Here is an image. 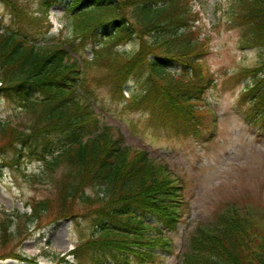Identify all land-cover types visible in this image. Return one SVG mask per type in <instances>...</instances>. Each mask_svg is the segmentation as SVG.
I'll use <instances>...</instances> for the list:
<instances>
[{
    "label": "trees",
    "instance_id": "trees-1",
    "mask_svg": "<svg viewBox=\"0 0 264 264\" xmlns=\"http://www.w3.org/2000/svg\"><path fill=\"white\" fill-rule=\"evenodd\" d=\"M27 1L0 0L10 15L7 24L0 22V95L24 116L15 125L0 118V159L12 167L40 161L32 184L46 183L49 192L29 212L0 211V259L35 262L9 245H19L32 227L83 217L95 234L69 251L71 264L154 262V249L166 246L165 230L178 221V188L165 165L122 145L101 124L81 74L91 60L108 65L122 83L143 71L140 90L125 107L148 111L159 128L196 135L202 97L213 83L203 63L208 45L197 32L198 13L190 0H68L72 35H103L106 50L95 47L83 63L67 40L39 41L50 28L53 0H36L33 9ZM233 2L239 47L264 48V0ZM134 39L136 49H114ZM241 74L252 78L238 101L244 120L264 128V59ZM89 187L94 191L87 193ZM147 216L159 226L146 222ZM260 237L242 214L226 213L191 238L184 256L198 264H264Z\"/></svg>",
    "mask_w": 264,
    "mask_h": 264
},
{
    "label": "rangeland",
    "instance_id": "rangeland-1",
    "mask_svg": "<svg viewBox=\"0 0 264 264\" xmlns=\"http://www.w3.org/2000/svg\"><path fill=\"white\" fill-rule=\"evenodd\" d=\"M27 2L31 9L36 7V0ZM67 4L68 0H53L50 28L39 41L67 40L68 48L69 43L76 47L73 54L86 63L96 53L95 47L106 50L100 46L103 35L75 38ZM190 5L198 13L197 32L207 40L203 63L213 77L212 86L202 97L201 126L196 135L159 128L148 111L125 107L126 101L139 92V83L145 79L143 71V76L139 73L122 83L120 76L111 77L108 65L91 60L81 74L101 124L110 127L123 145L146 151L155 166L165 165L166 174L181 186L179 219L174 229L164 232L166 248L154 249V262L132 260L130 264H198L184 256L191 238L214 227L216 218L226 213L247 217L258 236L264 237V128L250 126L238 105L241 92L252 81L241 73L264 59V48L239 47L240 28L232 19L233 0H190ZM9 18L0 2V22L7 24ZM136 41L115 49H136ZM0 118L16 124L24 116L0 97ZM40 165L30 159L18 167H7L0 159V211L29 212L33 201L48 196L46 183L32 184L33 174L41 172ZM93 191L92 187L86 189L87 193ZM145 220L159 226L154 218ZM31 230L19 245L14 246L15 240L9 247L35 257V262L8 257L0 259V264H71L60 259L95 234L92 222L83 217L62 218ZM150 232L156 231L152 228Z\"/></svg>",
    "mask_w": 264,
    "mask_h": 264
},
{
    "label": "bare ground",
    "instance_id": "bare-ground-1",
    "mask_svg": "<svg viewBox=\"0 0 264 264\" xmlns=\"http://www.w3.org/2000/svg\"><path fill=\"white\" fill-rule=\"evenodd\" d=\"M69 244H67V246H68Z\"/></svg>",
    "mask_w": 264,
    "mask_h": 264
}]
</instances>
